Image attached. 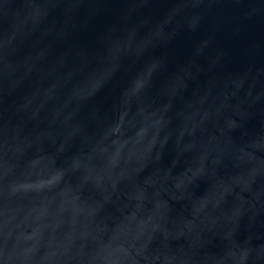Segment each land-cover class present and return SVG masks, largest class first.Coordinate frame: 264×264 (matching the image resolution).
I'll return each mask as SVG.
<instances>
[{"label":"water","instance_id":"obj_1","mask_svg":"<svg viewBox=\"0 0 264 264\" xmlns=\"http://www.w3.org/2000/svg\"><path fill=\"white\" fill-rule=\"evenodd\" d=\"M0 264H264V0H0Z\"/></svg>","mask_w":264,"mask_h":264}]
</instances>
